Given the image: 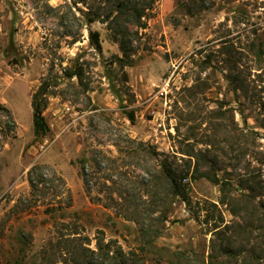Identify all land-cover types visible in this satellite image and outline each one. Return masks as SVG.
Wrapping results in <instances>:
<instances>
[{
    "label": "rangeland",
    "instance_id": "obj_1",
    "mask_svg": "<svg viewBox=\"0 0 264 264\" xmlns=\"http://www.w3.org/2000/svg\"><path fill=\"white\" fill-rule=\"evenodd\" d=\"M104 4L0 0V103L18 124L0 153V264H264V208L234 201L233 214L210 178L237 198L241 175L264 192V0H155L146 27L130 25L126 66L107 23L88 21ZM49 72L50 130L36 136L32 95ZM162 161L191 163L190 203Z\"/></svg>",
    "mask_w": 264,
    "mask_h": 264
},
{
    "label": "trees",
    "instance_id": "obj_2",
    "mask_svg": "<svg viewBox=\"0 0 264 264\" xmlns=\"http://www.w3.org/2000/svg\"><path fill=\"white\" fill-rule=\"evenodd\" d=\"M155 0H105L103 6L98 5L97 7L90 6L87 10L88 21L93 22L96 19H100L102 22L107 23V28L110 30L112 39L119 44V48L122 52V56L119 57L123 66L129 65L131 63V55L133 53V32L130 29L131 24L137 25L139 28L146 27V21H143V17L147 15L148 10H152ZM91 41L97 47H101L100 33L98 31L90 30ZM51 72H49L36 89L32 95V117H33V129L36 136H44L50 130L49 124L45 118L44 110L48 105L51 87ZM75 74V73H72ZM233 81L236 82V88H240L245 91L246 96H250L249 88L243 79L239 76H234ZM264 91V90H263ZM261 97V96H260ZM259 98V97H258ZM264 98V96L262 97ZM264 105V100L261 101ZM128 117L131 121L135 120L134 111H129ZM17 121L15 120L11 109L3 103H0V153L4 147L7 139L14 138L17 136ZM252 153V151H251ZM193 156L192 154H188ZM198 160V157H196ZM258 158V157H256ZM190 162L192 158H189ZM1 161V156H0ZM187 164V167L179 170L173 164L166 163L164 161L160 162L163 168V175L166 179V184L168 191L171 195L181 197L185 202L190 203L189 191L187 186L182 183V180L186 178L190 172L191 163ZM29 182L33 189H39V185L44 183L45 173L43 171V166L35 164L33 165L28 173ZM59 184L56 185L58 188L57 192L68 191L66 187V182L63 177L58 176ZM212 181L220 185L221 191V202L231 206V212L233 214H238L234 208V201L246 202L245 206L251 208L253 212L258 207L264 208V200H261L257 205L254 199L258 196H264L263 187H257L251 183V179L245 178L243 175L240 176L238 185L247 189V192L241 194V198H237L231 195L227 190L230 185L229 181L222 180L217 175L210 177ZM53 181V179L51 180ZM54 182V181H53ZM150 213L144 214L143 212H136L134 217L136 222L140 225V231L143 236L150 235L153 230V223L150 218ZM99 248L101 244L99 243ZM122 256H124V251L120 250ZM124 261V259H122Z\"/></svg>",
    "mask_w": 264,
    "mask_h": 264
}]
</instances>
